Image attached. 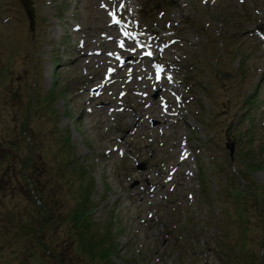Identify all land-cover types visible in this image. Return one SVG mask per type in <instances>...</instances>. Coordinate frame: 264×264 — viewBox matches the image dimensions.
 <instances>
[{"label":"rangeland","instance_id":"1","mask_svg":"<svg viewBox=\"0 0 264 264\" xmlns=\"http://www.w3.org/2000/svg\"><path fill=\"white\" fill-rule=\"evenodd\" d=\"M33 1L32 32L18 0H0V264H227L239 247L260 264L264 0H126L178 38L180 120L130 90L116 110L117 86L89 100L108 60L92 52L114 49L110 0ZM132 76L142 86L144 67ZM184 137L194 158L167 182Z\"/></svg>","mask_w":264,"mask_h":264},{"label":"trees","instance_id":"2","mask_svg":"<svg viewBox=\"0 0 264 264\" xmlns=\"http://www.w3.org/2000/svg\"><path fill=\"white\" fill-rule=\"evenodd\" d=\"M41 201V200H40ZM39 201V202H40ZM40 205H41V202H40ZM40 208H42V206L40 207ZM44 209V208H43ZM44 212H46L47 210L46 209H44L43 210ZM240 215L238 214V219H239V221H240V217H239ZM46 221V218H45V220H44V222ZM263 247H264V243H263V245H262ZM107 250V249H106ZM242 253V249H241V247H239L238 248V250H237V254H234V256L233 257H231V258H229L230 257V255H227L226 256V260L228 261L227 262V264H240V261H239V255ZM264 253V252H263ZM242 255V254H241ZM262 256V258H261V261H260V264H264V254H262L261 255ZM230 262H232V263H230Z\"/></svg>","mask_w":264,"mask_h":264},{"label":"water","instance_id":"3","mask_svg":"<svg viewBox=\"0 0 264 264\" xmlns=\"http://www.w3.org/2000/svg\"><path fill=\"white\" fill-rule=\"evenodd\" d=\"M22 1H23L24 5L26 7V10L28 12L29 18L31 19L32 18V13H31V8L29 6V1L28 0H22Z\"/></svg>","mask_w":264,"mask_h":264},{"label":"snow or ice","instance_id":"4","mask_svg":"<svg viewBox=\"0 0 264 264\" xmlns=\"http://www.w3.org/2000/svg\"><path fill=\"white\" fill-rule=\"evenodd\" d=\"M114 15V14H113ZM114 22L115 23H119V21L118 20H114ZM121 47H123V43H121ZM148 55H151V53L149 52V53H147Z\"/></svg>","mask_w":264,"mask_h":264},{"label":"bare ground","instance_id":"5","mask_svg":"<svg viewBox=\"0 0 264 264\" xmlns=\"http://www.w3.org/2000/svg\"><path fill=\"white\" fill-rule=\"evenodd\" d=\"M78 60H79V58L76 59V61H78Z\"/></svg>","mask_w":264,"mask_h":264}]
</instances>
